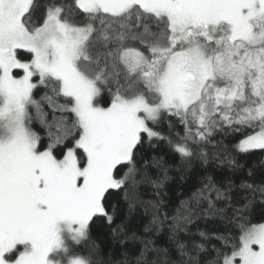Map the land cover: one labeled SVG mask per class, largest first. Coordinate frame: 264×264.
Here are the masks:
<instances>
[{
    "label": "snow or ice",
    "instance_id": "obj_1",
    "mask_svg": "<svg viewBox=\"0 0 264 264\" xmlns=\"http://www.w3.org/2000/svg\"><path fill=\"white\" fill-rule=\"evenodd\" d=\"M0 264H264V0H0Z\"/></svg>",
    "mask_w": 264,
    "mask_h": 264
}]
</instances>
